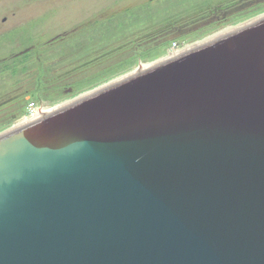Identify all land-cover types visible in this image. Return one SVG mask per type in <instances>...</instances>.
I'll use <instances>...</instances> for the list:
<instances>
[{
    "label": "water",
    "instance_id": "95a60500",
    "mask_svg": "<svg viewBox=\"0 0 264 264\" xmlns=\"http://www.w3.org/2000/svg\"><path fill=\"white\" fill-rule=\"evenodd\" d=\"M0 264H264V15L1 133Z\"/></svg>",
    "mask_w": 264,
    "mask_h": 264
},
{
    "label": "rangeland",
    "instance_id": "374dc122",
    "mask_svg": "<svg viewBox=\"0 0 264 264\" xmlns=\"http://www.w3.org/2000/svg\"><path fill=\"white\" fill-rule=\"evenodd\" d=\"M262 15L264 0H0V134L31 102L47 114Z\"/></svg>",
    "mask_w": 264,
    "mask_h": 264
},
{
    "label": "built area",
    "instance_id": "2783aa9c",
    "mask_svg": "<svg viewBox=\"0 0 264 264\" xmlns=\"http://www.w3.org/2000/svg\"><path fill=\"white\" fill-rule=\"evenodd\" d=\"M176 47H177V45H173L171 52H173V50H178V48L176 49ZM43 112H45L44 108L37 106L36 103H34V102H31L28 106L25 119H27V118H29L27 120L34 119L37 115H39Z\"/></svg>",
    "mask_w": 264,
    "mask_h": 264
},
{
    "label": "bare ground",
    "instance_id": "6f19581e",
    "mask_svg": "<svg viewBox=\"0 0 264 264\" xmlns=\"http://www.w3.org/2000/svg\"><path fill=\"white\" fill-rule=\"evenodd\" d=\"M263 16V15H262ZM256 19V18H255ZM255 19H253V20H255ZM252 21V20H251ZM250 22V21H249ZM228 32V31H227ZM224 33V32H223ZM222 33V34H223ZM226 33V32H225ZM217 37V36H216ZM211 38H209V39H205V41H207V40H210ZM205 41H203V42H205ZM203 42H200V43H203ZM200 43H198V44H200ZM198 44H195V45H193V46H196V45H198ZM192 45H191V47L190 48H192L193 47ZM190 48H188V47H186L185 48V50H188V49H190ZM184 50V51H185ZM175 51H179L178 53H181V52H183V51H181L180 49L179 50H173V52H175ZM173 52H170V53H173ZM178 53H175L174 55H176V54H178ZM174 55H169V57H172V56H174ZM168 58V57H167ZM148 66H151V65H147V66H143L142 68H146V67H148ZM109 84V83H108ZM58 106V105H57ZM56 107V106H55ZM55 109V108H54ZM53 111V110H52ZM50 112V111H49ZM45 112H43V113H41V114H39V115H37L34 119H37V118H39V117H41V116H43L42 114H44ZM45 115V114H44ZM34 119H32V120H34ZM32 120H29L28 122H30V121H32ZM26 121V120H25ZM25 121H23V122H25ZM28 122H26V123H28ZM26 123H24V124H26ZM22 125V124H21ZM20 125V126H21ZM17 127H19V125L17 126ZM16 128V127H15Z\"/></svg>",
    "mask_w": 264,
    "mask_h": 264
}]
</instances>
